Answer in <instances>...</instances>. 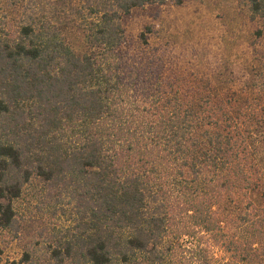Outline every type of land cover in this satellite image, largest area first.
Wrapping results in <instances>:
<instances>
[{
	"label": "trees",
	"instance_id": "trees-1",
	"mask_svg": "<svg viewBox=\"0 0 264 264\" xmlns=\"http://www.w3.org/2000/svg\"><path fill=\"white\" fill-rule=\"evenodd\" d=\"M167 1L183 2L81 0L80 49L47 18L0 27V227L39 180L76 218L62 244L76 264H138L162 251L168 264H190L203 249L181 240L203 235L251 260L264 241V181L252 151L264 132V77L235 97L207 80L193 97L163 83L162 64L130 47L122 17ZM247 1L264 19V0ZM138 40L147 43L145 32Z\"/></svg>",
	"mask_w": 264,
	"mask_h": 264
},
{
	"label": "rangeland",
	"instance_id": "rangeland-1",
	"mask_svg": "<svg viewBox=\"0 0 264 264\" xmlns=\"http://www.w3.org/2000/svg\"><path fill=\"white\" fill-rule=\"evenodd\" d=\"M81 6V0H0V27L2 32H15L30 18H47L60 28L74 49H80L83 31L77 11ZM122 24L130 47L137 52L143 50L145 61H159L163 83L174 84L181 94L204 95L207 83L203 80H207L210 88L219 93L240 96L253 91V77H264V19L250 11L247 0L146 4L123 15ZM140 32H145L146 44L139 45ZM252 151L264 181V132L257 135ZM58 197L39 180L23 187L20 197L12 202L11 223L0 227V264H76L62 247L75 229L76 218L65 199ZM251 198L261 204L259 195L253 194ZM231 206L232 215H236L239 207ZM199 237V243L187 237L181 240L185 247L197 243L203 249V257L190 264H264V241L253 244L251 260L241 262L216 246L208 235ZM184 253V259L190 260L189 253ZM162 257H140L136 262L174 261L163 251Z\"/></svg>",
	"mask_w": 264,
	"mask_h": 264
}]
</instances>
